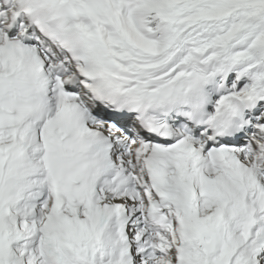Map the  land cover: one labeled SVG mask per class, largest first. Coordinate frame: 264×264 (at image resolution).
Wrapping results in <instances>:
<instances>
[{
  "label": "snow or ice",
  "instance_id": "1",
  "mask_svg": "<svg viewBox=\"0 0 264 264\" xmlns=\"http://www.w3.org/2000/svg\"><path fill=\"white\" fill-rule=\"evenodd\" d=\"M0 264H264V0H0Z\"/></svg>",
  "mask_w": 264,
  "mask_h": 264
}]
</instances>
